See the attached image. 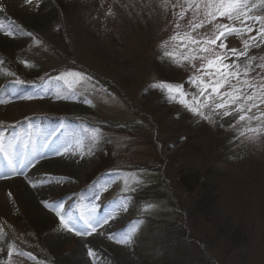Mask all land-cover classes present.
<instances>
[{"label":"rangeland","instance_id":"rangeland-1","mask_svg":"<svg viewBox=\"0 0 264 264\" xmlns=\"http://www.w3.org/2000/svg\"><path fill=\"white\" fill-rule=\"evenodd\" d=\"M46 1L0 0V40L11 38L9 29L20 21L32 30L14 28L21 37L0 59V89L4 81L18 85L17 79L27 85L22 95L0 97L5 101L0 122L15 126L7 135L32 132L42 154L34 167H43L18 193L10 179L22 178L33 167L12 175L0 161V264H264V133L255 140L247 139L254 133L239 136L256 127V121L237 124L238 116H215V123H209L151 87L169 81L195 91L187 82L194 69L174 65L161 48L176 31V0H170L167 11L161 0H60L63 6L54 5L57 20L50 18ZM251 3L257 5L254 15H264L260 0ZM188 19L191 13L181 21V31ZM226 44L242 47L236 35ZM249 55L264 56V46ZM69 70L93 79L78 86L83 95L62 98L56 94L61 84L48 78ZM258 74L264 71L257 68L250 78L258 79ZM84 127L99 128L102 137L92 145L85 141L81 149L74 138ZM46 137L48 147H43ZM56 166L60 170L51 169ZM189 171L197 174L198 186L179 179L180 172ZM129 173L141 181L130 184L134 191H124ZM201 184L209 191L207 209L195 207L197 196L187 188ZM122 196L127 197L126 209L114 211ZM44 202L63 204L66 217L87 215L96 206V217L114 218L90 235L77 236L61 226L56 211ZM16 218L47 226L37 230L35 240ZM134 225L129 243L110 239ZM12 246L18 251L9 259ZM89 248L94 257L88 256Z\"/></svg>","mask_w":264,"mask_h":264},{"label":"snow or ice","instance_id":"snow-or-ice-1","mask_svg":"<svg viewBox=\"0 0 264 264\" xmlns=\"http://www.w3.org/2000/svg\"><path fill=\"white\" fill-rule=\"evenodd\" d=\"M169 3L170 0H161L160 7L167 11ZM260 3L264 7V0H260ZM172 7H179L180 11L174 13L176 31L168 40L161 43V48L165 49L163 56L178 67L189 65L194 69L187 82L195 88V91H185L183 84L169 81L154 82L151 87L159 89L170 103L175 102L181 105L194 116L209 123H215V116H238L237 124L244 121L251 124L252 121H256V127H249L238 133L239 136L254 133L256 135H248L247 139L255 140L258 134L264 133V111H260L264 108V75L258 74L259 78L256 79L250 78V73L257 68L264 71V56L258 58L249 55V52L251 49L264 46V15L253 14L257 10V5L251 3V0H176ZM188 13H191V19H188L187 25L181 31V21L186 19ZM220 19H226L228 23H221ZM237 22L241 26H236ZM206 25L211 27L210 32L201 31ZM2 27L0 25V28ZM253 32L255 35H250ZM7 34L14 35L15 30L9 29ZM28 35L32 34L28 33ZM232 35H236L241 40L240 49L228 48L226 40ZM36 43L39 44L40 41L37 40ZM170 44L172 45L171 50H169ZM241 58H243L242 62ZM257 59L261 63L254 64ZM197 61H199V67L196 64ZM22 63L26 67L30 66L26 60ZM48 79L61 84V87L56 90L57 96L68 98L83 95L77 92L78 86L89 85L93 78L83 71L69 70ZM15 83L22 84L24 81L17 79ZM26 98L31 99L32 97ZM4 102L0 100V103ZM85 102L91 103L87 99ZM253 110H256L257 114H254ZM14 127V125H5L4 122H0V161L12 175H23L27 168L34 167L37 155L42 154L36 151L31 131L26 135L16 133L7 135L8 129ZM61 127H63L62 122ZM59 130L56 129L49 133V136L55 135ZM101 137L102 131L99 128L84 127L81 129V134L74 138L75 146L82 149L85 147V141L88 145H92L97 143ZM45 140L43 147H48L47 137ZM67 150L65 148V151ZM53 151L56 155L63 154L58 149H53ZM140 182L139 177L134 173H129L124 178V191H134L135 189L131 188L130 184ZM30 183L33 187L36 186L35 183L31 181ZM106 184L102 185L98 191L104 190ZM9 196H11L10 193ZM97 199H99L98 196ZM44 203L45 207H51L56 211L61 226L77 236L90 235L102 223L107 224L110 219L114 218L111 215L107 218L96 217L94 215L96 206H93V212L87 215L66 217L61 211L64 208L63 204ZM126 206L127 197L122 196L114 204L113 210L126 209ZM151 207L153 206L146 205V209ZM136 230L134 225L120 238L110 236V239L119 244H127ZM14 250L18 251L14 249V246L9 248V259L13 256ZM88 256H95L91 248L88 249Z\"/></svg>","mask_w":264,"mask_h":264},{"label":"trees","instance_id":"trees-1","mask_svg":"<svg viewBox=\"0 0 264 264\" xmlns=\"http://www.w3.org/2000/svg\"><path fill=\"white\" fill-rule=\"evenodd\" d=\"M52 2H51V0H47L45 5H47L49 8L48 14H51L50 18L53 20H57L56 12L58 13V11L56 10L54 5L58 4V3L60 5V2H61V5L63 6V1H60V0H54L53 1L52 0ZM58 15H59V13H58ZM8 24L11 25V21H9ZM27 26L29 27V24L27 23V21H23V22L20 21V24L12 26L10 29L19 28L20 30L24 29V31L26 29L27 32H29V31L31 32L32 30L28 29ZM21 33H24V32H21ZM20 37H21L20 32L19 33L15 32V34L12 35L11 38H4V39L0 40V59L1 60L6 59L5 58L6 49L10 47V45L12 44L14 39H19ZM82 70H84V69H82ZM3 85H4V87H1V89H0V97H8V98H10L16 94H17L16 96L22 95L26 91V87H27V85H25V84L24 85L23 84L11 85L7 81H4ZM196 175L197 174H194V172L189 171V172H186L184 174H182L180 172L178 177H179V179L183 180V183L185 185L196 184V186H198L199 185V178ZM209 175L211 176L212 174L211 173L208 174L206 176L205 180L209 178ZM191 176H193L194 178L192 179L191 183H189L190 182L189 179ZM196 186H194L193 189L190 186L187 187V188H190L189 189L190 193L197 196V199L195 200V204H194L195 207L200 208V209L201 208H206V209L209 208L210 196H209L208 189L206 188V186L204 184L203 185L201 184L198 188H196ZM16 220L22 221L20 223V225H22L21 227H26L27 228L26 230H28L32 234V236H36L37 239H35V240H38V237H39V235L37 234V230L42 229V228L44 229L47 226V222L42 223V222H37V221L25 220L22 218H16ZM22 248L24 250L30 252L28 247L23 246Z\"/></svg>","mask_w":264,"mask_h":264},{"label":"bare ground","instance_id":"bare-ground-1","mask_svg":"<svg viewBox=\"0 0 264 264\" xmlns=\"http://www.w3.org/2000/svg\"><path fill=\"white\" fill-rule=\"evenodd\" d=\"M42 168H43L42 166H35V167H33V168L30 170V173H29V174L24 175L22 178H11L10 181H11L12 183H15L17 192H18V193H19V192L21 193L22 191L25 192V190H24L23 188H25V185H26V179L30 178L31 174L42 173V172H43ZM51 169H52V170H55V171H58V170H60V167H58V166H56V167H54V168L51 167ZM42 187H43V186H42ZM42 187H38V188H37V191H38L40 188L42 189Z\"/></svg>","mask_w":264,"mask_h":264}]
</instances>
